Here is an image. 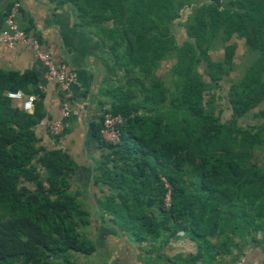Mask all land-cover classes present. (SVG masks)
<instances>
[{
  "label": "trees",
  "instance_id": "trees-1",
  "mask_svg": "<svg viewBox=\"0 0 264 264\" xmlns=\"http://www.w3.org/2000/svg\"><path fill=\"white\" fill-rule=\"evenodd\" d=\"M51 1L69 4L79 26L129 73L137 69L148 77L161 58L175 57V92L166 112H153L165 102L158 93L145 97L151 106L142 114V105L122 94L103 110L123 119L115 144L101 137L102 114L89 124L101 149L100 181L109 191L102 210L137 243L188 236L197 245L195 259L240 243L264 247V172L246 164L263 142V124H242L234 133L238 119L264 117V110L253 112L264 101V0H228L225 9L221 0ZM193 1L207 3L188 18L192 42L177 47L168 27ZM109 21L112 28L103 25ZM234 34L258 58L223 96L220 82L232 71L236 48L226 43ZM217 40L224 56L214 61L208 52ZM200 62L208 81L198 71ZM37 85L31 73L0 70V264H76L73 254L93 252L79 231L88 215L71 191L75 163L61 149L41 146L34 132L44 118ZM15 92L36 97L31 114L22 110V101L8 98ZM216 100L226 101L229 119L218 113ZM163 178L170 186L168 208Z\"/></svg>",
  "mask_w": 264,
  "mask_h": 264
},
{
  "label": "crops",
  "instance_id": "crops-1",
  "mask_svg": "<svg viewBox=\"0 0 264 264\" xmlns=\"http://www.w3.org/2000/svg\"><path fill=\"white\" fill-rule=\"evenodd\" d=\"M19 5L15 21L29 36L37 38L56 64H65L74 73L68 85L71 94L67 128L58 138L47 129L49 121L61 120L63 93L45 80L46 68L22 43L7 47L0 43V70L19 74L31 73L43 94V120L34 127L40 145L68 153L75 163L70 173L71 191L88 222L79 231L92 245L89 255L73 254L76 264H264V247L253 243L210 251L195 259L196 243L184 234L160 237L137 243L123 233L99 205L109 192L101 181L99 160L101 149L89 135V124L97 119L107 103L99 94L106 72L107 52L99 39L87 28L80 27L69 4L51 0H0V31L13 5ZM216 244L215 239H209ZM238 241L236 240L235 243Z\"/></svg>",
  "mask_w": 264,
  "mask_h": 264
},
{
  "label": "rangeland",
  "instance_id": "rangeland-1",
  "mask_svg": "<svg viewBox=\"0 0 264 264\" xmlns=\"http://www.w3.org/2000/svg\"><path fill=\"white\" fill-rule=\"evenodd\" d=\"M207 1H193L186 3L178 12L177 18H175L169 25L168 35L172 38L173 44L177 47L185 42H192V39L188 37L187 22L188 18L192 14L193 10ZM221 8H229L228 0H221ZM107 28H112V22H105L103 24ZM101 39V38H100ZM100 41V40H99ZM101 43V41H100ZM226 44H234L236 46L234 56L232 59V71L227 77H224L220 82L221 95H226L230 85L238 83L244 76L246 69L258 58V54L248 50L245 40L232 35ZM107 52L106 72L102 83L99 86V94L103 100L107 103L106 108L109 109L113 106L116 98L119 95L125 97L127 102L133 105H142L139 109V113H145L151 106L149 102H146L145 97L158 93L162 95L165 102L158 106V110L153 111L155 115H161L166 112L168 100L172 93L175 92L176 77L173 76L172 67L175 63L174 53L167 54L161 58L155 64V68L150 76L145 77L140 71L134 69L132 73L126 71L121 65L122 62H118L116 58L111 54L107 47H103ZM122 51V50H120ZM209 57L218 61L224 56L223 43L220 40L214 44L213 48L208 52ZM198 71L204 81L207 80V68L204 62H200L197 65ZM157 83L159 87L153 89L152 85ZM207 97H205V100ZM213 105L216 107L218 113H221L223 119H229V113L227 112V104L224 100H216ZM264 110V101L253 110V112ZM152 112V113H153ZM235 132H238L242 124L260 125L262 126V132L264 134V117H258L257 115L250 114L243 119H238L236 123ZM262 134L263 142L254 148L253 153L247 160V166L251 167L254 172H264V135ZM262 233H257L256 237H262Z\"/></svg>",
  "mask_w": 264,
  "mask_h": 264
},
{
  "label": "built area",
  "instance_id": "built-area-1",
  "mask_svg": "<svg viewBox=\"0 0 264 264\" xmlns=\"http://www.w3.org/2000/svg\"><path fill=\"white\" fill-rule=\"evenodd\" d=\"M19 5L15 3L7 14L4 24L5 30L0 31V43L7 47H13L15 44L22 43L32 49L36 59L46 68L45 80L48 83H53L59 87L63 93V103L61 111V120L49 121L47 129L53 138H58L61 133L67 128L66 119L70 114L69 102L71 94L68 91V85L74 82L75 75L70 72L65 64H56L50 52L43 47L37 38L29 36L22 30L15 21ZM8 98L22 101V110L25 113L31 114L34 111V102L36 97L34 95L24 96L21 92L8 93ZM103 115L102 129L100 131L101 137L108 143L115 144L118 141L117 126L123 122L120 115H112L110 113H101ZM166 194L164 197V206L168 208L171 203L170 186L162 179Z\"/></svg>",
  "mask_w": 264,
  "mask_h": 264
}]
</instances>
